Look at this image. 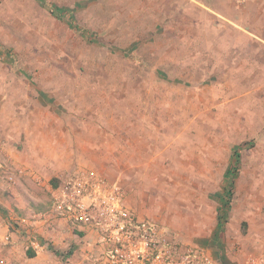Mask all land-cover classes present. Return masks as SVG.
<instances>
[{
  "label": "rangeland",
  "instance_id": "1",
  "mask_svg": "<svg viewBox=\"0 0 264 264\" xmlns=\"http://www.w3.org/2000/svg\"><path fill=\"white\" fill-rule=\"evenodd\" d=\"M215 25L189 0H0L10 243L33 228L20 202L39 198V212L53 215L51 181L58 189L93 171L122 187L161 246L264 264V52H221L227 31ZM84 242L49 238L50 257L36 263L18 249L9 264H73Z\"/></svg>",
  "mask_w": 264,
  "mask_h": 264
},
{
  "label": "built area",
  "instance_id": "2",
  "mask_svg": "<svg viewBox=\"0 0 264 264\" xmlns=\"http://www.w3.org/2000/svg\"><path fill=\"white\" fill-rule=\"evenodd\" d=\"M52 212L94 230L109 264H214L201 249L161 246L155 225L127 206L122 187L93 171H82L54 190Z\"/></svg>",
  "mask_w": 264,
  "mask_h": 264
},
{
  "label": "crops",
  "instance_id": "3",
  "mask_svg": "<svg viewBox=\"0 0 264 264\" xmlns=\"http://www.w3.org/2000/svg\"><path fill=\"white\" fill-rule=\"evenodd\" d=\"M180 1L185 6L188 0ZM189 1L199 6L200 11L206 12L209 10L213 13L216 21L215 29L219 31L226 29V39L223 40V36L220 35L221 38L218 44L222 46L221 52H264V0H225L230 5L229 14L220 10L224 0H210L209 2L201 0ZM223 46L226 48H223ZM52 166L56 169V172H61L56 164H52ZM58 172L55 177L62 180V175H58ZM33 175L38 181L42 180L40 175H43V173L39 169ZM43 184L47 185L46 182ZM47 189L53 193L56 188L53 189L48 185ZM38 201H40L39 198H36L32 207L29 202L26 204L23 202L19 203L20 211L34 213L33 216H30L33 220H30V217H26L27 219L22 217V222L31 225L33 228L30 229V226H28L26 236L22 240H18V237H15V240H12L11 243L9 242L10 239L6 237L8 216L3 213V208L0 209V250L2 251V254L0 253V261L3 264L12 263L15 260L14 252L18 251V249H24L22 252L23 257L27 254L29 257V253L35 254V257H29V259L36 263L43 256L47 255L50 257L51 253L47 249L48 245L45 244L49 238L53 244L59 247L67 246L69 241L82 244V239H84L85 242L82 247L84 253L77 255L76 251L72 255L74 257L73 264L82 259H84L83 264H93L90 258H95L96 256L103 259L104 250L101 245L99 246L98 235L94 230L89 227L74 226L65 218H59L51 214L47 216L43 212H39ZM5 206L8 207L7 209L11 208L8 203L4 204L3 207ZM80 235L83 237L81 240L78 239ZM86 251L89 252L87 253Z\"/></svg>",
  "mask_w": 264,
  "mask_h": 264
},
{
  "label": "trees",
  "instance_id": "4",
  "mask_svg": "<svg viewBox=\"0 0 264 264\" xmlns=\"http://www.w3.org/2000/svg\"><path fill=\"white\" fill-rule=\"evenodd\" d=\"M51 183H52V185H53L54 188H57L58 187V183H57L56 180H52ZM29 257H32V258L35 257V254L29 253Z\"/></svg>",
  "mask_w": 264,
  "mask_h": 264
}]
</instances>
